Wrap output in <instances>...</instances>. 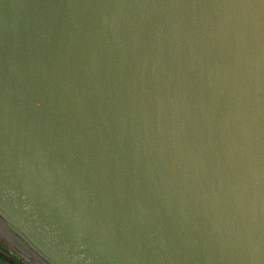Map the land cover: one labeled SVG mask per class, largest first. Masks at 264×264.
I'll return each instance as SVG.
<instances>
[{
	"label": "water",
	"instance_id": "obj_1",
	"mask_svg": "<svg viewBox=\"0 0 264 264\" xmlns=\"http://www.w3.org/2000/svg\"><path fill=\"white\" fill-rule=\"evenodd\" d=\"M0 241L264 264V0H0Z\"/></svg>",
	"mask_w": 264,
	"mask_h": 264
},
{
	"label": "trees",
	"instance_id": "obj_2",
	"mask_svg": "<svg viewBox=\"0 0 264 264\" xmlns=\"http://www.w3.org/2000/svg\"><path fill=\"white\" fill-rule=\"evenodd\" d=\"M0 264H29L0 241Z\"/></svg>",
	"mask_w": 264,
	"mask_h": 264
}]
</instances>
